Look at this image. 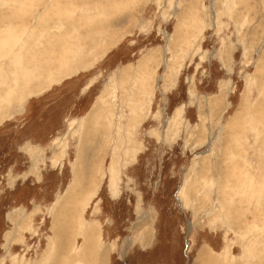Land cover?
I'll return each instance as SVG.
<instances>
[{
	"label": "rangeland",
	"instance_id": "374dc122",
	"mask_svg": "<svg viewBox=\"0 0 264 264\" xmlns=\"http://www.w3.org/2000/svg\"><path fill=\"white\" fill-rule=\"evenodd\" d=\"M0 32V264H264V0H0Z\"/></svg>",
	"mask_w": 264,
	"mask_h": 264
},
{
	"label": "bare ground",
	"instance_id": "6f19581e",
	"mask_svg": "<svg viewBox=\"0 0 264 264\" xmlns=\"http://www.w3.org/2000/svg\"><path fill=\"white\" fill-rule=\"evenodd\" d=\"M68 5V4H67ZM96 5V4H95ZM98 6V5H97ZM82 8V7H81ZM59 9V11L61 12V10H63L64 8H63V6H60V8H58ZM18 15V14H17ZM59 15V14H58ZM15 16V15H14ZM19 16V15H18ZM18 16H16V17H18ZM9 17V16H8ZM54 17V16H53ZM4 18V17H3ZM10 19V18H9ZM24 19V18H23ZM52 19V18H51ZM12 20V19H11ZM18 20V19H17ZM53 20V19H52ZM5 22V21H4ZM12 22V21H11ZM8 25H11V23L10 22H8ZM48 26V25H47ZM46 26V27H47ZM11 27V26H10ZM38 28V27H37ZM41 29V28H40ZM43 29V28H42ZM47 29V28H46ZM4 32H6V31H4ZM0 34H1V32H0ZM10 34V33H9ZM1 36V35H0ZM5 36V35H4ZM10 36V35H9ZM12 39V38H11ZM11 39L10 40H8V41H11ZM5 42V41H4ZM3 42V43H4ZM7 42V41H6ZM1 44V43H0ZM1 45H3V44H1ZM22 51V50H21ZM18 54V53H17ZM17 59V58H16ZM15 59V60H16ZM19 59V58H18ZM18 63V62H17ZM13 67V66H12ZM7 116V115H6ZM137 119V118H136ZM253 119V118H252ZM256 122V121H255ZM254 123V122H253ZM88 149V148H87ZM84 146L82 147V150H81V152H80V156H79V159H80V157L81 158H84L85 157V154L83 153V152H85V153H87L88 152V150H87ZM88 156V155H87ZM96 156V155H95ZM95 156H94V158H95ZM212 157V156H211ZM96 160V159H95ZM233 165V164H232ZM212 167H213V165H212ZM230 170H232V169H230ZM229 170V172H227V175H228V173L230 174V175H232V173H231V171ZM238 170V169H237ZM81 171H82V169H81ZM233 172V171H232ZM227 175H224V178H227ZM246 180V179H245ZM79 181L80 180H77L76 182H78L79 183ZM76 182H75V184H76ZM244 182H247L248 183V180L247 181H244ZM246 188V187H245ZM222 189L225 191V188H224V186H222ZM244 189V188H243ZM197 190L199 191V189L197 188ZM220 190V189H219ZM197 191V192H198ZM224 191H222V190H220V192H221V194L222 193H224V194H226V197H225V200H226V202L224 201V203H225V205H227L228 204V200H229V194H227V193H225ZM229 206V205H228ZM227 206V207H228ZM229 210V209H228ZM92 226V225H91ZM90 236V235H89ZM89 242V241H88ZM94 249V248H93ZM86 250H88L87 249V247H86ZM60 252H63V251H61V250H58V254L60 253ZM95 255V254H94ZM94 255H91L88 251H87V254H86V258H85V261H83L82 263H84V264H95V259H96V257L94 256ZM66 257V256H65ZM57 258V254H55L54 255V257L52 258V262L55 260ZM47 262H50V260L48 259L47 260ZM50 264H53V263H50ZM61 264H69L68 263V261H67V257L65 258V260H64V257H63V262L61 263ZM209 264H214V263H209Z\"/></svg>",
	"mask_w": 264,
	"mask_h": 264
}]
</instances>
